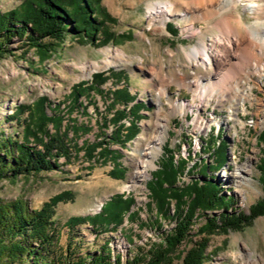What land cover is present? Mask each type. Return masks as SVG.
Here are the masks:
<instances>
[{
    "label": "rangeland",
    "instance_id": "obj_1",
    "mask_svg": "<svg viewBox=\"0 0 264 264\" xmlns=\"http://www.w3.org/2000/svg\"><path fill=\"white\" fill-rule=\"evenodd\" d=\"M24 1L0 0V14L15 10ZM167 1L174 0H102L105 13L114 20L105 26V31L114 37L105 47L81 45L68 39L49 61L42 63L35 49L14 39L9 46L12 55L0 59V145L2 135L15 141L21 139L22 127L11 118L16 107H32L45 100L52 110H59L64 117L62 131H66L81 148L78 157L71 162L59 159L58 170L0 180V200L24 199L31 209L38 210L52 197L72 192L74 202L60 204L55 221L61 231L60 245L65 248L71 242L77 254L95 253L109 244L114 253H120L125 260L129 252L132 257L136 249L148 250L151 243L162 240L161 233L174 228L172 221L163 220L160 221L163 231H156L159 215L156 205H149L148 185L167 156L179 170H185L177 182V187L182 188L195 179H202L200 175L210 174L208 170L202 173L201 168L210 165L214 169L217 157L212 153L213 149L224 140L228 146L227 163L220 171L211 173L212 178L222 184L226 196L234 201L232 207L239 212L248 215L250 207L264 199L258 169L264 159V141L261 140L264 131V48L259 43L261 38L264 39V13L257 18L236 0H217L213 6L193 10L195 21L174 17L162 27L160 21H150L149 13ZM173 7L175 11L182 10ZM211 11L215 12L213 17H201ZM224 18L243 19L245 26H257L261 32L236 51L234 59L230 60L237 63L235 67L228 69L226 66L221 72L210 75L193 70L187 65L185 52L203 48L206 43L209 45L216 34L214 24ZM252 45L257 51L255 59L243 52V47ZM109 58L112 64L105 67ZM93 63L98 64L99 70L91 69ZM82 64H87L85 73L79 69ZM98 74L108 77L100 88L104 94L90 92V95L78 98L76 105L73 91L81 84L92 85ZM212 74L217 79L211 80L218 86L215 94H197V80H206ZM224 74L228 79L222 77ZM221 82H225L224 85H220ZM122 89L135 98L133 103L114 102L112 93ZM136 104L143 107L140 116L135 118L128 112L129 107ZM126 107L129 118L127 116L120 123L123 129L116 137L117 126L112 119L116 110L122 111ZM47 113L52 116L49 109ZM158 119L167 126L164 143L149 170V177L134 184L135 160L147 149ZM132 124L137 126L136 130ZM50 129L55 133L52 126ZM103 141L107 143L109 157L99 158L98 149L96 159L88 160L84 144L96 145ZM194 164V171L187 174ZM242 169L250 171L246 181L235 178ZM116 196L134 198L136 203L131 212L137 213L134 221L126 218L117 232L96 235L89 225L79 226L74 232L65 228L70 218L99 214ZM204 221H199L193 228L192 241L207 240L206 264H264V217L241 231L208 237L195 234ZM127 235H131L132 244L127 241ZM191 247L188 242L177 254L184 256ZM174 264H182V260L176 259Z\"/></svg>",
    "mask_w": 264,
    "mask_h": 264
},
{
    "label": "trees",
    "instance_id": "obj_2",
    "mask_svg": "<svg viewBox=\"0 0 264 264\" xmlns=\"http://www.w3.org/2000/svg\"><path fill=\"white\" fill-rule=\"evenodd\" d=\"M101 4L102 0L22 2L15 10L0 14V59L12 55L13 50L9 46L14 39L29 49H35L42 63L49 61L68 39L81 45H109L114 37L105 31V26L114 20L105 13ZM107 81V76L98 74L94 76L92 85L77 86L73 91L74 103L77 105L78 98L90 95V92L103 95L100 88ZM112 96L114 102L119 104L135 101L125 89L116 90ZM141 107L143 106L137 104L129 107L128 113L135 118L139 117ZM47 109L52 116L47 113ZM126 110L127 107L122 111L116 110L112 119L114 126H117L116 137L120 135L121 128L123 129L120 123L127 116L129 118ZM11 118L22 127L21 139L15 141L2 135L0 180H15L20 176L58 170L59 159L64 158L66 162H71L78 157L81 148L66 131H62L64 117L59 110H52L47 106L45 100L38 101L32 107H16ZM50 126L55 133H51ZM132 127L137 129L133 124ZM72 132L75 133L73 129ZM261 140L264 141V131ZM106 145V141L96 145L84 144L87 159H96L95 153L98 149L99 158L109 157ZM227 150V142L221 141L212 152L217 157V165L214 169L210 165H203L201 172L208 170L211 174L220 171L227 163ZM195 166L196 164L188 169L187 174H191ZM258 169L264 192V159ZM183 172L185 170H179L167 156V160L154 173L148 190L151 199L149 205H156L159 215L155 230L163 231L160 223L163 220L172 221L175 226L171 231L161 233L160 242L151 243L148 250H134L132 257L129 252L125 260L120 253L115 254L109 244L101 247L100 251L85 255L77 254L71 242L65 248L60 245L61 231L55 221L56 209L60 204L74 202L75 196L72 192H63L52 197L38 210L31 209L24 199L9 202L0 200V264H174L176 259H181L182 264H206L207 240L202 239L195 243L192 241L193 228L199 221L205 220L195 234L208 237L216 233L241 231L251 226L256 219L264 217V199L250 207L248 215L239 212L232 207L234 201L226 196L222 184L216 182L210 174L204 173L200 175L202 179H195L182 188L177 187ZM135 203L134 198L116 196L99 214L70 218L65 228L74 232L79 226L89 225L96 235L117 232L126 218L134 221L137 213L131 210ZM219 212V216L215 215ZM127 236V241L132 244L131 235ZM188 242L192 247L185 255L177 254L179 248Z\"/></svg>",
    "mask_w": 264,
    "mask_h": 264
},
{
    "label": "bare ground",
    "instance_id": "obj_3",
    "mask_svg": "<svg viewBox=\"0 0 264 264\" xmlns=\"http://www.w3.org/2000/svg\"><path fill=\"white\" fill-rule=\"evenodd\" d=\"M214 2H217V0L167 1L165 4H163V6L150 11L149 19L151 22L160 21L162 27H165L166 22L174 17H176V19L178 18L181 21H186L187 19H189L190 21H195L196 15L192 13V11L197 8L202 9L206 5L213 6L215 4ZM236 3L243 6L245 10L252 12L254 16H257V18H259V15L264 13V0H260L258 2H253L252 0H236ZM173 6H178L182 10L179 9L178 11H175ZM210 10H213V8H210ZM187 14H190V17H188ZM214 15L215 12L211 11L209 14L202 15L201 17L203 19H206L209 17H213ZM214 27L216 34L209 45L206 43L203 48L200 47L199 49L198 47H196L190 52H185L187 57V65L193 68V70H202L209 75L214 72H221L226 66L228 67V69L229 67H235L237 63H233L234 61L230 60L234 59V54L236 53V51H238V49L243 44L248 42V40L252 39L254 36L260 34L261 32V30L258 29L257 26H245L243 19H219L214 24ZM190 28H193V26H191ZM259 43H261V46L264 48V39L261 38ZM254 47L255 45H252L250 47H243V52H247L246 54L250 59L256 58L257 51H254ZM111 64V58H109L108 61L104 63V66L108 67ZM90 66L92 70H99V66L96 63H93ZM86 67L87 64H82L81 66H79V69L84 71ZM222 77H224V79H228V76L226 74H224ZM207 79H209L210 82H208ZM207 79L205 80L204 78L203 80H197V83H195L194 81L192 82L193 84L195 83V87L197 88L198 92L197 94H205L208 92L209 94H213L216 91L218 86H215V84L211 83V80L216 79L214 75L212 74ZM204 82L208 83L204 84ZM224 83L221 82L220 85H224ZM161 123V120L158 119L157 123L155 124L156 132L152 139H150L149 144L147 145V149L145 150V152L141 151V157L135 160V173L133 174L134 184H137V182L139 183L143 179L149 177V170L153 167L154 159L157 157V152L158 150H160L161 145L164 143L165 129L167 126L162 125ZM136 148L137 151H139L138 147ZM249 172L250 171L248 170H239V172L235 174V178L246 181V176ZM100 207L101 206H99L98 208Z\"/></svg>",
    "mask_w": 264,
    "mask_h": 264
}]
</instances>
